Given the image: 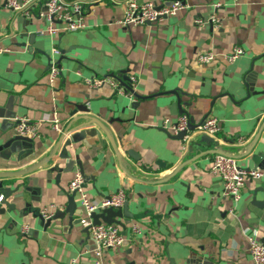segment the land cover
<instances>
[{"label": "crops", "instance_id": "0c3cea01", "mask_svg": "<svg viewBox=\"0 0 264 264\" xmlns=\"http://www.w3.org/2000/svg\"><path fill=\"white\" fill-rule=\"evenodd\" d=\"M124 1L95 5L84 16V30L47 36L39 33L43 20L26 19L0 0V46L9 49L0 55V173L24 171L48 158L63 131L83 116L106 126L121 156L119 162L105 134L91 124L99 135L67 148L81 169L75 163L64 170L59 158L74 134L69 132L45 166L10 180L17 192L6 200L14 204L10 212L4 199L0 203V264H96L77 195L71 227L56 221L43 231L24 209L26 203L50 213L64 209L69 183L81 170L91 200L123 190L132 215L117 219L125 242L105 251L103 264H252L247 237L264 244V206L252 203L264 199V177L245 181L234 203L210 166L214 155L226 154L253 169L264 155V0H185L176 16L129 28L117 23ZM235 48L242 54L229 62ZM204 53L214 61L199 64ZM51 60L61 72L52 83ZM92 77L122 85L134 77V100L110 86L88 87ZM52 113L60 132L43 121ZM181 114L196 126L215 118L220 131L215 138L191 132L185 148L170 130ZM19 120L37 124V137L20 138L14 130ZM54 166L63 171L49 172Z\"/></svg>", "mask_w": 264, "mask_h": 264}, {"label": "built area", "instance_id": "2783aa9c", "mask_svg": "<svg viewBox=\"0 0 264 264\" xmlns=\"http://www.w3.org/2000/svg\"><path fill=\"white\" fill-rule=\"evenodd\" d=\"M103 0H5L6 7L12 12L22 15L26 19L39 18L46 24V28L40 31V35L55 36L61 32H77L84 30L86 24L84 21L85 14L90 11L95 5L100 4ZM124 16L117 23L124 27H140L159 22L176 16L186 6L181 0H147L142 3H137L135 0H125ZM221 5L217 4L216 8ZM210 22L217 23L218 20L212 16ZM56 24L61 28L56 27ZM195 24L202 25V20H196ZM9 52L8 48L0 46V55ZM52 54H59L57 48L52 49ZM242 54L240 48H235L227 57L229 62H232ZM215 56L212 53L199 54L197 62L199 64H209L213 62ZM60 68L56 61H50L48 66V80L52 83L60 75ZM136 83L134 77H129L125 85L111 77H92L86 81V85L92 89L101 88L102 86H110L116 94L125 96L130 100L133 98V87ZM43 121L49 123L55 132L61 131V124L56 113H52L43 118ZM190 118L186 114H181L174 125H171L170 130L173 134L185 132L182 142L186 146L191 142V132L188 131ZM37 124L28 123L27 120H19L14 130L16 134L24 138H35L38 133ZM220 131L217 119L208 118L202 124L196 126L192 131L193 134L200 136H208L215 138ZM210 172L219 177L223 185V195L231 199L234 203L240 199L241 190L247 180H261L264 177V172L259 168H244L237 164L234 157L226 154L214 155ZM68 190L70 193L75 192L79 197L80 205L84 210V217L81 218L80 224L89 228L91 238L95 248L93 255L96 257V264H103L101 261L102 254L108 250H116L123 246L125 239L121 234L118 226L107 225L100 223L92 224L90 219L91 214L99 213L104 209L113 208L120 209L126 203V194L123 190L109 195L100 201L91 200L84 192L83 176L76 172L73 179L69 183ZM2 196H0V202ZM41 215L44 219H49L52 213L47 210H42ZM232 214V211H230ZM131 231L134 234L139 233L137 226L132 225ZM28 228L21 229V236H26ZM248 251L252 264H264V244L259 242L254 237H247Z\"/></svg>", "mask_w": 264, "mask_h": 264}, {"label": "water", "instance_id": "95a60500", "mask_svg": "<svg viewBox=\"0 0 264 264\" xmlns=\"http://www.w3.org/2000/svg\"><path fill=\"white\" fill-rule=\"evenodd\" d=\"M181 1L184 3L185 0H181ZM77 107L80 110H82L83 112H87V108L84 105L77 106ZM77 121H80V123L77 126H75V127L69 126L59 136V139L56 143V146H55L52 154L48 158L44 159L42 162H40L34 166L29 167L28 169H26L24 171L11 172V173H0V196H2V200L4 199V202H2V204H4L6 210H8L10 212L14 208V204H10V203L6 202V200L10 196H12L13 193L17 192L16 188H13V189L11 188V186H12L11 182L12 181L10 182V180L31 174V173L35 172L36 170H38L39 168L45 166L49 161L52 160L56 150L62 144L65 136L69 132H71V133L74 132V134L71 138H69L68 140H66L64 142L63 148L59 153V158L66 162L64 170L70 169L75 163L81 169V164L77 160V158H75L76 162L70 160V154H69V151L67 148L71 144H73L74 142L84 141V138L86 136H89V137L98 136L99 133L97 130H95L93 128H88L89 125H91V124L96 125L105 134L109 144L111 145L113 151L117 155L118 161L121 162V156L118 154L114 139L111 137L110 133L108 132V130L104 124H102L99 120H96V119L90 118V117H84V116L76 119L74 122H77ZM72 123H73V121H72ZM202 123L203 122H201V124ZM195 128H196V125L194 124L193 120L190 119L188 131L192 132ZM76 131H78V132H76ZM185 134H186V131L180 132V133L174 135L173 138H175L176 140L182 141ZM20 138H24V137H20ZM126 154L128 156H130L133 160H139V158L136 156V154L132 151H127ZM257 159H258V163H257L256 168L259 167L261 169H264V155L258 157ZM178 170L179 169L176 170L175 174L178 172ZM56 171L62 172L63 169L58 168V166H54L53 168H51L49 170V172H56ZM81 175L83 176L82 170H81ZM260 191L264 194V190L261 189ZM22 196L23 195H17V196H15V199H20V198H22ZM75 197H76V193L75 192L71 193L67 197V203H66L65 208L54 210V212L52 213V216L49 219H44L40 213L41 210H39L38 208L32 207L31 204L26 203L24 206V209L27 213H29L32 216V218L36 221L37 225L40 226V228H42L43 231H46L53 224V222H56V221L67 220L68 227H71L75 221L74 215L76 214L75 209L77 207V205L75 203ZM252 203L257 207H263L264 206V199L262 201H258L254 197ZM127 208H128L127 203H125L124 206L120 209L107 208V209L102 210L99 213L91 214L90 219L92 220V224H94V225L104 223L107 225H115V226H121L122 227L123 226L122 223L117 219H121L122 217H132V215L128 212ZM5 209H1V211H5ZM88 232H89V228H86L85 233L87 234Z\"/></svg>", "mask_w": 264, "mask_h": 264}]
</instances>
